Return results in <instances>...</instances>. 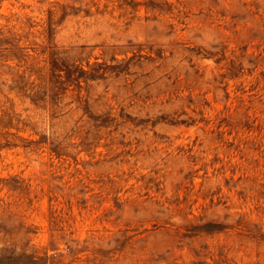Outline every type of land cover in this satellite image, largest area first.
I'll list each match as a JSON object with an SVG mask.
<instances>
[{
    "label": "rangeland",
    "instance_id": "1",
    "mask_svg": "<svg viewBox=\"0 0 264 264\" xmlns=\"http://www.w3.org/2000/svg\"><path fill=\"white\" fill-rule=\"evenodd\" d=\"M0 264H264V0H0Z\"/></svg>",
    "mask_w": 264,
    "mask_h": 264
}]
</instances>
